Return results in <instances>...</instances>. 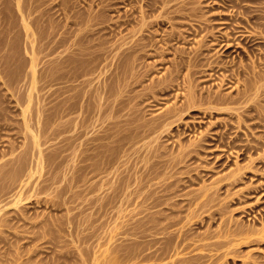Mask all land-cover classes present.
<instances>
[{"label":"rangeland","instance_id":"374dc122","mask_svg":"<svg viewBox=\"0 0 264 264\" xmlns=\"http://www.w3.org/2000/svg\"><path fill=\"white\" fill-rule=\"evenodd\" d=\"M167 1L0 0V264L168 263L176 258L172 253L163 255L161 262L143 261L139 255L144 240L154 238V229L142 238L138 227L148 211L140 201L151 191L167 195L157 207L162 208L160 216L170 214L171 208L175 211L159 227L179 219L169 230L184 224L188 239L194 237L192 243L221 245L181 257L203 254V264H264V0ZM76 37L85 41L79 43ZM73 42L77 45L72 47ZM123 49L140 51L124 58ZM197 49L204 52L197 66L177 65L179 56L185 60ZM94 50L100 56L95 58L99 69L88 62ZM61 51L84 56L77 72L91 69L90 76L77 79L71 65L60 68ZM170 75L172 84L161 91L163 79ZM108 77L118 79L111 81L101 100L96 96L99 90L89 94L91 86L83 83L92 78L96 85ZM249 83L262 85V93L236 96ZM191 89L198 94L194 108L179 111V121L170 124L169 119L155 130L153 122L172 108L184 107ZM209 91L230 102H209ZM116 98L125 99L124 105L115 103L117 109L124 108L119 113L111 111ZM232 98L238 101L232 103ZM135 125L145 130L134 134L130 127ZM113 129H121L120 137L133 135L128 143L106 141L117 162L105 172L103 158L84 150L93 144L92 135ZM181 150L185 158L175 164ZM94 158L100 170H80ZM130 173L137 179L128 177ZM225 176L232 177L218 186L216 181ZM113 182L121 184L115 191L110 188ZM168 183L173 186L165 193ZM204 187H211L208 204L187 203ZM249 230L262 231L248 238L237 235ZM166 235L159 236L160 244L172 242ZM148 242L152 247V240Z\"/></svg>","mask_w":264,"mask_h":264},{"label":"bare ground","instance_id":"6f19581e","mask_svg":"<svg viewBox=\"0 0 264 264\" xmlns=\"http://www.w3.org/2000/svg\"><path fill=\"white\" fill-rule=\"evenodd\" d=\"M168 1H170V0H168ZM168 1H167V3H168ZM165 5H166V2L164 3ZM168 5V4H167ZM149 7V6H148ZM149 24V23H148ZM142 25L144 26V23H142L141 24V27H142ZM146 25V24H145ZM140 29H142V28H140ZM139 29V30H140ZM249 33H251V32H249ZM85 36V35H84ZM178 36V35H177ZM85 37H83L82 39H84ZM88 38V37H87ZM222 38V37H221ZM66 39V38H65ZM76 39H77V37H76ZM76 39H75V41H76ZM79 39H81V37L79 38ZM81 39V40H82ZM67 40V39H66ZM78 40V39H77ZM80 40H78V42H79ZM83 41V40H82ZM82 41H80L79 43H81ZM85 41V40H84ZM83 41V42H84ZM224 41V40H223ZM64 42H65V40H64ZM66 42H68V41H66ZM87 42V41H86ZM150 42V41H149ZM229 42V41H228ZM231 42V41H230ZM74 43V45H72V44H70L72 47L73 46H75V45H77V42H76V44H75V42H73ZM78 43V44H79ZM64 44V43H63ZM67 44V43H66ZM88 44V43H87ZM151 44H152V42H151ZM230 44V43H229ZM80 45V44H79ZM78 45V46H79ZM147 45V44H146ZM145 45V46H146ZM231 45V44H230ZM63 46V45H62ZM68 46V45H67ZM77 46V47H78ZM133 46V45H132ZM151 46V45H150ZM76 47V48H77ZM85 47V46H84ZM68 48H70V47H68ZM117 48V47H116ZM201 48V47H200ZM74 49H75V47H74ZM73 49V50H74ZM86 49H87V47H86ZM89 49V48H88ZM118 49H119V47H118ZM130 49V48H129ZM141 49V48H140ZM64 50V49H63ZM65 50H67V49H65ZM70 50V49H69ZM82 50V49H81ZM80 50V53H83L82 51ZM98 50V49H97ZM138 50V52L140 51L139 49H137ZM137 50H134V51H131V53L133 54V55H136V51ZM75 51V50H74ZM79 51V50H78ZM84 51V50H83ZM89 51L90 50H88L87 51V53H89ZM95 51V50H94ZM123 51H125L124 49H123ZM62 52V51H61ZM66 53H68V51H65ZM65 52L63 53V55L65 54ZM98 52H99V50H98ZM71 53V52H70ZM76 53V52H75ZM80 53H76L75 55H70V54H68V55H70L71 57H67L68 55L66 54V56L64 55V57L62 58V60L60 61V68H61V66H63V67H68V66H70L71 65V67H72V69H74V71L72 72L73 73V77L74 76H76L77 77V79H78V77H80V79H81V75H83V76H86V75H89L90 73H91V69H90V71H87V70H85L84 72L83 71H81V73L80 74H78V72H77V70H80L79 68H81L80 66L81 65H79L80 63H81V57L83 58L84 56H86L87 54H85V53H83V55L84 56H81L80 58H78L79 56H80ZM97 52L95 51V52H90V55L91 56H93V58H91V57H89V60H88V62L91 64L92 63V65H93V67H94V69H96V67L98 68V66H99V64H100V62H98V61H96L95 60V58L97 57L98 58V54L99 53H97ZM106 53V52H105ZM130 52L129 53H127L126 51L125 52H122V54H120L121 56H123V55H127V57H128V55H130L131 54ZM204 52H203V50H201V49H197L196 51H195V54L191 57L190 56V58H187V57H185V58H187V59H185L184 60V58H183V56L181 57V56H179L180 57V60H179V62H178V64L177 65H183V64H187V65H191V66H193V65H195V66H197L199 63V61L201 62V59L202 58H200V55L202 56V54H203ZM73 54H74V52H73ZM109 54V53H108ZM116 54V53H115ZM139 54V53H138ZM62 55V54H61ZM98 55V56H97ZM120 55H119V57H120ZM133 55L132 56H130V58L131 57H133ZM74 56V57H73ZM103 56H105L104 54H103ZM117 56H118V54H117ZM138 56V55H137ZM140 56V55H139ZM88 57V56H87ZM100 57V56H99ZM107 57V56H106ZM124 57V56H123ZM61 58V57H60ZM59 58V59H60ZM96 58V59H97ZM103 58V57H102ZM118 58V57H117ZM121 58V57H120ZM125 58V57H124ZM129 58V59H130ZM135 58V57H134ZM86 59V58H85ZM91 59V60H90ZM99 59V58H98ZM104 59V58H103ZM106 59V58H105ZM119 59V58H118ZM179 59V58H178ZM133 60V59H132ZM203 60V59H202ZM78 61H80V62H78ZM84 61V60H83ZM97 63H96V62ZM104 61V60H103ZM118 61V60H117ZM120 61V60H119ZM217 61V60H216ZM218 62V61H217ZM221 62V61H220ZM34 63V62H33ZM58 63V62H57ZM102 63V62H101ZM126 63V62H125ZM175 63H176V61H175ZM198 63V64H197ZM213 63H214V61H213ZM222 63V62H221ZM59 64L57 65V66H59ZM119 64H120V62H119ZM119 64H118V66H119ZM218 64V63H217ZM55 65V64H54ZM86 65V64H85ZM89 65V64H88ZM95 65V66H94ZM122 65V64H121ZM110 66V65H109ZM117 66V65H116ZM184 66V65H183ZM220 66V65H219ZM101 67V66H100ZM108 67V66H107ZM114 67V66H113ZM121 67V66H120ZM212 67H214V66H212ZM85 68H87V67H85ZM115 68V67H114ZM134 68V67H133ZM136 68V67H135ZM198 68V67H197ZM71 69V70H72ZM99 69V68H98ZM117 69V68H116ZM115 69V70H116ZM253 69V68H252ZM70 70V71H71ZM83 70V69H82ZM111 70V69H110ZM112 70H113V68H112ZM119 70V69H118ZM125 70H126V68H125ZM70 71H66L65 73L67 74V73H69V74H67V76L68 75H70ZM106 71H108V70H106ZM120 71V70H119ZM250 71V70H249ZM64 72V71H63ZM93 72V71H92ZM111 72H113V71H111ZM251 72L254 74V75H256L255 74V70H251ZM64 73V74H65ZM94 73V72H93ZM116 73V72H115ZM119 73V72H118ZM117 73V74H118ZM123 73H124V71H123ZM123 73H121V74H123ZM126 73V72H125ZM196 73H198V71H194V72H192V74H196ZM65 74V75H66ZM116 74V75H117ZM120 74V73H119ZM191 74V75H192ZM248 74V73H247ZM109 75V74H108ZM130 75V74H129ZM71 76V77H72ZM82 76V77H83ZM90 76V75H89ZM110 76V75H109ZM113 76V75H112ZM126 76V75H125ZM172 75H170V77H167V78H165V79H163V87H162V90L161 91H163V90H167V88L170 86V83L172 84V81L174 80V78L173 77H171ZM70 77V78H71ZM115 77V76H114ZM85 78V77H84ZM98 78V77H97ZM96 78V79H97ZM79 79V80H80ZM83 79V78H82ZM99 79V78H98ZM118 79V78H117ZM116 79V80H117ZM126 79V78H125ZM69 80H71V79H69ZM79 80H78V82H79ZM116 80H113L114 81V83H115V81ZM112 79H111V77H108V78H106L105 80H101V82L100 83H98V84H94V79H92V78H87V79H85V81L83 82V83H86L88 86H91L90 87V89H88V93H89V91H90V93H92L93 91H96V90H99V92H98V95H96V96H100L98 99L99 100H101L102 99V97L101 96H104V94L106 95V93H107V91H108V89H109V86L111 87V85L113 84L112 82ZM110 83H112V84H110ZM191 83V82H190ZM258 83V82H257ZM257 83H249V84H247V85H245L244 87H243V89H240V90H238L237 91V95L236 96H243V97H248V96H258V94H261L262 92H261V90H262V85H260V84H257ZM94 85V86H93ZM80 86V85H79ZM82 86V85H81ZM123 86V85H122ZM76 87H77V85H76ZM192 87V86H191ZM195 87V86H194ZM81 88V87H80ZM125 88V87H124ZM129 87H127V89H128ZM152 88V87H151ZM161 88V87H160ZM112 89V88H111ZM63 90V89H62ZM73 90V89H72ZM189 90H190V88H189ZM194 90V89H193ZM66 91V90H65ZM110 91V90H109ZM108 91V92H109ZM85 92V91H84ZM127 92V91H126ZM209 92H211V93H208L207 95H205V96H209V98H208V101L209 102H217V103H221V102H230V100L228 101H225V100H223L222 98H220L219 96H222V95H220L219 93H216V92H212V91H209ZM78 93H80L79 91H78ZM77 93V94H78ZM87 93V94H88ZM89 93V94H90ZM112 93V92H111ZM199 93V92H198ZM81 94V93H80ZM79 94V95H80ZM88 94V95H89ZM68 95V94H67ZM86 95V94H85ZM84 95V96H85ZM87 95V96H88ZM92 95H93V93H92ZM92 95H89L90 97L92 96ZM128 95H130V94H128ZM204 95V94H203ZM69 96V95H68ZM188 99H187V101H186V103H184V107H180V110H178V111H176V109H171V110H169V111H167L166 113H164V114H162V115H160L158 118L160 119H158V121L159 122H157L156 121V119H154L156 122L154 123L153 122V127H154V129L156 130L157 128V130H159V127L163 124V127H164V123H166V121L168 120L169 121V119H171L170 120V124L171 123H176L177 122V120L179 121V119L180 118H182L181 117V114L179 113V111H190L191 109H193L194 108V104H195V102H194V96H198V94L197 93H195V91L194 92H192V89H191V91H189V93H188ZM227 96V95H226ZM229 96H232V95H229ZM76 98V97H75ZM89 98V97H88ZM93 98V97H92ZM131 98V97H130ZM224 98V97H223ZM82 99V98H81ZM85 99V98H84ZM86 99H87V97H86ZM117 100H115V102H114V106H115V103H116V105H120V104H123L124 103V101H125V99H119L118 100V98H116ZM65 99H63V101H64ZM77 100V99H76ZM75 100V101H76ZM88 100V102H90L91 100H89V99H87ZM93 100V99H92ZM96 100V99H95ZM94 100V101H95ZM105 100V99H104ZM130 100V99H129ZM66 101H68V99L66 100ZM86 101V100H85ZM238 100H237V98L235 99V98H232V100H231V102L233 103H235V102H237ZM65 102V101H64ZM70 102V101H69ZM127 103H128V101H126ZM76 103V102H75ZM97 103V102H96ZM106 103V102H105ZM108 103V102H107ZM130 103V102H129ZM64 104V103H63ZM79 104V103H78ZM84 104V103H83ZM83 104H80V105H83ZM86 105H87V103H85ZM98 104V103H97ZM89 105V104H88ZM99 105H100V103H99ZM98 105V106H99ZM111 105V104H110ZM124 105V104H123ZM122 105V106H123ZM109 106V105H108ZM108 106H107V109H105L104 111L106 112L107 110H108ZM90 107V106H89ZM119 107V106H118ZM67 108V107H66ZM82 108V107H81ZM110 108V107H109ZM64 109V108H63ZM94 109V108H93ZM103 109L104 108H102V111L101 110H99V111H101V112H103ZM120 109H124V108H119V109H117L116 108V106L114 107V108H111V111H114L115 113H119V111H120ZM248 109V108H247ZM91 110V109H90ZM89 110V111H90ZM83 111V110H82ZM88 111V110H87ZM95 111V110H94ZM97 111V110H96ZM111 111L109 112V114L111 113ZM124 111V110H123ZM122 111V112H123ZM68 113H69V111H67ZM85 112V111H84ZM105 112H103V113H105ZM121 112V111H120ZM106 113H108V112H106ZM182 113V112H181ZM86 114H87V112H86ZM95 114V113H94ZM131 114V113H130ZM89 115V114H88ZM91 115V114H90ZM93 115V114H92ZM108 115V114H107ZM113 115V114H112ZM115 115V114H114ZM100 116H102V115H100ZM88 117V116H87ZM87 117L85 118L86 119V122H87ZM92 117V116H91ZM95 117V116H94ZM107 117H109L110 118V116H107ZM113 118V117H112ZM85 119H84V122H85ZM97 119V118H96ZM101 119H103V118H101ZM115 119H117V118H115ZM114 119V120H115ZM91 120V119H90ZM98 120V119H97ZM113 120V121H114ZM124 120V119H123ZM81 121V120H80ZM92 121H93V119H92ZM91 121V122H92ZM120 119H119V121H117L116 120V122L118 123H120ZM165 121V122H164ZM84 122H83V124H84ZM89 122V121H88ZM99 122V121H98ZM102 122V121H101ZM127 122V121H126ZM125 122V123H126ZM133 122V121H132ZM131 122V123H132ZM150 122V121H149ZM63 123H65V122H63ZM111 123H113V122H111ZM115 123V122H114ZM122 123V122H121ZM120 123V124H121ZM125 123L123 122V126L125 125ZM130 123V124H131ZM152 123V122H151ZM89 124V123H88ZM91 124V123H90ZM95 124V123H94ZM128 124V123H127ZM126 124V125H127ZM142 124V123H141ZM140 124V125H141ZM146 124H147V122H146ZM70 125V124H69ZM80 125V124H79ZM122 125V124H121ZM125 125V126H126ZM132 125V124H131ZM137 126V125H135V126H131L130 127V129L132 130V131H134V134H135V131L137 132H139L143 127H145L144 125H141V126H143V127H141V126ZM168 125V123L165 125L166 127H165V129L168 127L167 126ZM64 126V125H63ZM67 126H68V124H67ZM78 126V125H77ZM87 126H89V125H87ZM75 127V126H74ZM84 127H85V125H84ZM90 127H91V125H90ZM108 127V126H107ZM110 127V126H109ZM116 127H117V125H116ZM120 127V126H119ZM66 128V127H65ZM81 128H83V127H81ZM113 128V127H112ZM115 128V127H114ZM120 128H122V126L120 127ZM128 128V127H127ZM141 128V129H140ZM150 128V127H149ZM117 129V128H116ZM124 129V128H123ZM129 129V128H128ZM127 129V130H128ZM144 129V128H143ZM154 129H152L151 128V130H154ZM163 129V128H162ZM67 130V129H66ZM110 130H111V128H110ZM114 130V129H113ZM126 130V129H125ZM145 130V129H144ZM150 130V131H151ZM64 131V130H63ZM82 131H84V130H82ZM130 131V130H129ZM129 131H128V133H129ZM160 131V130H159ZM146 132V131H145ZM149 132V131H148ZM154 132V131H153ZM156 132V131H155ZM101 133V132H100ZM99 133V134H100ZM103 133V132H102ZM120 133H122V131H121V129L119 130H114V131H110V132H108V131H105L104 132V134L102 135H99V136H94V138H93V135H92V143L93 144H91V146H89L88 148H86L84 151H87V153H88V155L90 154V155H94V156H96V158H97V156L99 157L100 156V158L102 159L103 158V160L105 161V164H104V168H105V172H106V170L108 171V170H110L109 168H107L106 169V167H110L111 169H112V166L114 165V164H116V162H117V159L116 158H113V157H111V153H110V149H107L106 148V146H107V143L108 142H106V141H109V142H111V141H123V143L126 141L127 143H128V141L126 140V139H128L129 138V135H133V134H129V135H126V133H125V135L124 136H119V134ZM132 133V132H131ZM140 133H142V132H140ZM139 133V134H140ZM161 133V132H160ZM96 134H98V133H96ZM124 134V133H123ZM122 134V135H123ZM138 134V133H137ZM136 134V135H137ZM144 135V134H143ZM140 136V135H139ZM120 137V138H119ZM137 137V136H136ZM135 137V138H136ZM66 138V137H65ZM138 138V137H137ZM130 140H131V137L129 138ZM134 139V138H133ZM130 140H129V142H130ZM66 141V140H65ZM86 141V140H85ZM83 142V141H82ZM66 143V142H65ZM84 143V142H83ZM112 143H114V142H112ZM68 144V143H67ZM110 144V143H109ZM115 144V143H114ZM119 144V143H118ZM117 144V145H118ZM121 144H122V142H121ZM81 145V144H80ZM79 145V146H80ZM126 145V144H125ZM68 146V145H67ZM111 146H112V144H111ZM120 147H122L121 145H119ZM86 147V146H85ZM118 147V146H117ZM116 147V148H117ZM124 147V146H123ZM65 148V147H64ZM109 148V147H108ZM60 149V148H59ZM114 149V148H113ZM118 149V148H117ZM119 150V149H118ZM122 150V149H121ZM81 151V150H80ZM84 151H82V152H84ZM185 150H181V152H182V154H181V156H177L178 157V159H177V162H175V164H178L179 162H181L182 161V158H185V154L183 153ZM118 152H120V151H118ZM124 152V151H123ZM126 152V151H125ZM75 153V152H74ZM81 153V152H80ZM87 153H85V154H87ZM109 153V154H108ZM84 154V153H83ZM115 154V153H114ZM120 154V153H119ZM126 154V153H125ZM129 154V153H128ZM76 155H77V153H76ZM81 155H82V153H81ZM89 155V156H90ZM113 155V154H112ZM116 155H118V153H116ZM94 156H92V158L94 157ZM126 156V155H125ZM85 157V156H84ZM105 157V158H104ZM128 157V156H127ZM147 157V156H146ZM81 158V157H80ZM91 158V159H92ZM96 158H94L95 159V161H94V159L91 161V159H90V161H91V163H88V164H82V166H80V170H86V171H98V170H100L99 169V167H97L96 166V163H98L99 161H97V159ZM120 158V157H119ZM86 159V158H85ZM89 159V158H88ZM143 159V158H142ZM175 159V158H174ZM173 159V160H174ZM175 159V160H176ZM83 160V159H82ZM102 160V161H103ZM144 160V159H143ZM80 161V160H79ZM101 161V162H102ZM103 161V162H104ZM84 162V161H83ZM82 162V163H83ZM87 162V161H86ZM85 163V162H84ZM155 163V162H154ZM77 164V163H76ZM117 164H119V163H117ZM121 164V163H120ZM101 165V164H100ZM99 165V166H100ZM103 165V164H102ZM156 165H157V163H156ZM115 166V165H114ZM158 166V165H157ZM156 166V167H157ZM173 166V165H172ZM250 166V165H249ZM249 166H246L247 168L249 167ZM117 167V166H116ZM136 167V166H135ZM114 168V167H113ZM122 168V167H121ZM132 168V167H131ZM158 168V167H157ZM135 169V168H134ZM152 169V168H151ZM154 169V168H153ZM159 169V168H158ZM103 170V169H102ZM114 170V169H113ZM116 170V169H115ZM115 170H114V172H115ZM127 170H128V168H127ZM132 170V169H131ZM150 170V169H149ZM111 171V170H110ZM120 171H121V169H120ZM120 171H119V173H120ZM122 171H124V170H122ZM148 171V170H147ZM154 171H156V170H154ZM78 172V171H77ZM80 172H82V171H80ZM109 172V171H108ZM143 172V171H142ZM83 174H82V177H83V175H84V172H82ZM98 173V172H97ZM100 173V172H99ZM99 173H98V175H99ZM118 173V174H119ZM137 173V172H136ZM141 173V172H140ZM144 173V172H143ZM151 173H153V172H151L150 171V173H147L146 172V174H144L143 176H141V177H143L142 178V180L143 179H145V178H147L149 175H151ZM156 173V172H155ZM93 174V173H92ZM115 174V173H114ZM125 174H127V173H125ZM131 174V176H128V177H132L133 178V176H132V174L133 173H130ZM106 175H107V173H106ZM123 175V174H122ZM134 175V174H133ZM87 176V175H86ZM86 176H84V178L86 177ZM91 176V175H90ZM89 176V177H90ZM120 176V175H119ZM138 176V175H137ZM233 176V175H232ZM232 176H230V177H232ZM88 177V176H87ZM93 177V176H92ZM116 177H117V175H116ZM126 176H123V177H121L122 179H124ZM140 177V176H139ZM230 177H227V176H225V177H222V178H219L217 181H216V183H217V185L219 186V185H222V184H224L226 181H228L229 179H230ZM75 178H77V177H75ZM96 178V177H95ZM115 178V177H114ZM131 178V179H132ZM137 179V177H136V174L134 175V179ZM79 179H81V178H79ZM93 179V178H92ZM122 179H120L119 178V180H122ZM130 179V180H131ZM133 179V180H134ZM139 179V178H138ZM141 179V178H140ZM139 179V180H140ZM152 179V178H151ZM77 180V179H76ZM86 180H87V178H86ZM86 180H84V181H86ZM110 180V179H109ZM116 180H118V179H116ZM115 180V181H116ZM118 180V181H119ZM129 180V179H128ZM129 180V181H130ZM138 180V181H139ZM141 180V181H142ZM99 181V180H98ZM124 181V180H123ZM136 181V180H135ZM149 182V181H148ZM147 182V183H148ZM151 182V181H150ZM79 183V182H78ZM91 183V182H90ZM97 183V182H96ZM108 183V182H107ZM118 183H121V181H119ZM118 183H116V182H113L112 184H111V189H113L112 191H115L116 189H118L119 187H120V185L122 184H120V185H118ZM131 183H132V180H131ZM142 183H145V182H142ZM80 184V183H79ZM99 184V183H98ZM106 184V183H105ZM124 184V183H123ZM127 184V183H126ZM129 184H130V182H129ZM129 184H127V185H129ZM134 184V183H133ZM150 184V183H149ZM152 184V183H151ZM166 184V183H165ZM169 184V185H168ZM167 184V186L166 187H163L164 189V192L166 191V190H169L170 189V187H172L173 185V183H168ZM81 185V184H80ZM132 185V184H131ZM136 185V184H135ZM140 184H138V186H139ZM172 185V186H171ZM213 186H216V184H212ZM92 186V185H91ZM94 186V185H93ZM104 186V185H103ZM124 186H125V184H124ZM130 186V185H129ZM129 186H127V188L129 187ZM143 186V185H142ZM145 186V185H144ZM163 186H165L164 184H163ZM217 186V187H218ZM100 187H101V185H100ZM135 187V186H134ZM69 188V187H68ZM74 188V187H73ZM72 188V189H73ZM95 188H97L96 186H95ZM102 188L103 187H101V189L100 190H102ZM124 188V187H123ZM130 188H131V186H130ZM132 188H133V186H132ZM209 188L211 189V187H204V189H202L201 190V192L198 194V195H195L194 197H191V199H187L188 200V202L187 203H190V204H198V205H206V204H208L209 203V195H208V191H210L209 190ZM76 189V188H75ZM78 189H79V187H78ZM93 190H94V188H92ZM104 189V188H103ZM106 189V188H105ZM125 189V188H124ZM142 189V187H138L136 190L137 191H139V190H141ZM68 190V189H67ZM88 190H90V189H88ZM144 190V189H143ZM146 190V189H145ZM149 190V189H148ZM154 190V189H153ZM91 191V190H90ZM99 191V190H98ZM97 191V192H98ZM120 191H121V189H120ZM123 191V190H122ZM131 192L133 191V190H130ZM137 191H135V192H137ZM170 192H171V190H169ZM63 192V191H62ZM68 192V191H67ZM79 192V191H78ZM96 192V191H95ZM102 192H105V191H102ZM125 192H126V190H125ZM152 192V191H151ZM150 192V193H151ZM64 193V192H63ZM84 193H86V191L84 192ZM83 193V194H84ZM117 193V192H116ZM127 193H128V191H127ZM143 193V192H142ZM148 194V195H146L145 194V199L143 198V200L142 201H140V203L143 205V206H145L146 207V211L148 210L149 211V209H155V210H153V212H145L146 214L144 215V217H140L141 219H140V221H139V225H138V227L140 228V230L142 231H140L142 234H141V236H142V238H147L148 236H151V231H150V233L148 234L147 233V231L149 230V229H154L153 231H152V236L154 237V238H152V239H150V237H149V239H146V240H144L145 241V245H143V246H145V248L144 249H142L141 247H139L140 249H142L141 251H140V258L143 260V261H146V260H151V259H157V258H159V260H160V258L161 257H163V255H166V256H168V255H170V253H172V255L171 256H176V258L175 259H170V262H168V263H163L164 261H165V259H164V257H163V261L162 260H160V262L162 261V263L161 264H203L202 262H199V260L203 257L204 258V256H203V254H196V255H192L191 257L189 256V257H181V255H183V254H187V253H190V252H193V251H196V250H198V252H199V250H209V251H211L214 247V245L215 246H217V247H219V246H221L220 245V243L219 244H217V242L216 243H201V244H198V243H192L191 242V240H194V239H192L191 237H193V236H191V237H189V239H188V237H187V233L185 234V230L186 229H183V228H185L186 226H184V224H183V226H182V224H181V227H177L176 229L175 228H173V230H169V228H171V227H174V226H176L177 224L179 225V219H178V222L176 221H172V222H170V224H169V226H167V225H161V227H159L160 226V223H161V220H163V219H165V218H168V216H171V213H173V212H175L172 208L170 209L171 210V212H170V214H167L168 212H166V215H165V213H164V215L163 216H160V215H162V214H159L160 212H162V208L160 209H157V207H159L160 205H162L163 204V202H165L164 200H165V198H164V196L166 195H156V192H153V193H151V194ZM159 193V192H158ZM166 193V192H165ZM60 194H62V193H60ZM81 194V193H80ZM99 194V193H98ZM103 194V193H102ZM160 194V193H159ZM170 194V193H169ZM210 194V193H209ZM119 195V194H118ZM139 195V194H138ZM100 196V195H99ZM115 196V195H114ZM129 196V195H128ZM132 196H133V194H132ZM167 196V195H166ZM209 196V197H208ZM97 197H98V195H97ZM106 197V196H105ZM108 197V196H107ZM130 197V196H129ZM169 197H170V195H169ZM100 198V197H99ZM114 198V197H113ZM120 198H121V196H120ZM132 198V197H131ZM164 198V199H163ZM172 198H174V197H172ZM102 199H104V197L102 198ZM118 199V198H117ZM116 199V200H117ZM123 199V198H122ZM128 199V198H127ZM127 199H125V201L127 200ZM100 200H101V198H100ZM112 200V199H111ZM169 200V199H168ZM2 201V200H1ZM128 201V200H127ZM171 201H172V199H171ZM108 202H109V198H108ZM138 202V201H137ZM136 201H135V203H137ZM101 203H102V201H101ZM104 203V202H103ZM125 203V202H124ZM127 203V202H126ZM169 203V202H168ZM171 203V202H170ZM169 203V204H170ZM108 204V203H107ZM111 204V203H110ZM123 204V203H122ZM174 204V203H173ZM173 204H171V205H173ZM97 205V204H96ZM112 205V204H111ZM97 206H99V205H97ZM103 206V205H102ZM174 206V205H173ZM94 207V206H93ZM100 207V206H99ZM104 207V206H103ZM167 208V207H166ZM95 209V208H94ZM96 209H98V208H96ZM101 209V208H100ZM166 210V209H165ZM169 210V209H168ZM93 211V210H92ZM100 211V210H99ZM98 210H97V212H99ZM140 211V210H139ZM163 211H164V209H163ZM165 212V211H164ZM177 212V211H176ZM96 213V212H95ZM101 214V213H100ZM158 214H159V217H158ZM199 215H200V211H199V213H198ZM96 215H97V213H96ZM156 217V221H154V224H151V222L153 221V218H154V216ZM157 215V216H156ZM97 216H100V215H97ZM140 216H141V214H140ZM195 216V215H194ZM174 217V216H173ZM7 218V217H6ZM101 218V217H100ZM137 218V217H136ZM151 218V219H150ZM170 218V217H169ZM168 218V219H169ZM175 218V217H174ZM183 218V217H182ZM181 218V219H182ZM187 218V217H186ZM190 218H192V217H190ZM10 220V219H9ZM135 220V219H134ZM152 220V221H151ZM154 220H155V218H154ZM100 221V220H99ZM168 221V220H167ZM184 221V220H183ZM136 222V221H135ZM182 222V221H181ZM180 222V223H181ZM153 223V222H152ZM163 223V222H162ZM186 223V222H185ZM168 224V223H167ZM187 224V223H186ZM189 225V224H188ZM136 228H137V226H135ZM130 228V227H129ZM133 229H134V227H133ZM125 230H127V229H125ZM135 230V229H134ZM138 230V229H137ZM130 231V230H129ZM187 231H189V230H187ZM262 230H257V231H240L239 233H237V235H239V236H242L243 238H245V237H247V235H251V234H256V233H260ZM124 232V231H123ZM127 232V231H126ZM131 233H134V232H132V231H130ZM189 233V232H188ZM168 236H167V235ZM235 234V233H234ZM128 235H130V234H128ZM136 235V234H135ZM134 235V236H135ZM138 235V234H137ZM136 235V236H137ZM164 236V238H165V235L167 236V237H170V239L172 240V242H171V240H170V242L171 243H169L168 241H169V238H168V243L169 244H167L166 242H164L165 244L164 245H162V244H160V240H161V237H159V236ZM132 236V235H131ZM197 236V235H196ZM208 237V236H207ZM190 238H191V240H190ZM194 238V237H193ZM203 238V237H202ZM205 238V237H204ZM203 238V239H204ZM212 238V237H211ZM248 238V237H247ZM199 239H201V238H199ZM206 239V238H205ZM204 239V240H205ZM149 240H152V247L150 246V248H149V246H147V243L149 244ZM166 241V240H165ZM200 240H198L197 242H199ZM147 242V243H146ZM201 242V241H200ZM222 243V242H221ZM158 244H160V245H158ZM222 245H223V243H222ZM225 245V244H224ZM147 246V247H146ZM223 247V246H222ZM215 249V248H214ZM121 250V249H120ZM124 249H122V251H123ZM220 250V249H219ZM215 251V250H214ZM217 251H218V248H217ZM139 252V251H138ZM194 253V252H193ZM205 253H207V252H205ZM210 253V252H209ZM218 253V252H217ZM168 254V255H167ZM216 255V254H215ZM218 256V255H217ZM126 257H128V256H126ZM169 257V256H168ZM206 257V256H205ZM212 257V256H211ZM215 257V256H214ZM213 257V258H214ZM209 258V257H208ZM128 259V258H127ZM167 259V258H166ZM206 259V258H205ZM129 260V259H128ZM141 260V261H142ZM158 260V259H157ZM142 261V262H143ZM153 262V261H152ZM148 263V262H147ZM156 264H158V263H156ZM160 264V263H159ZM205 264V263H204Z\"/></svg>","mask_w":264,"mask_h":264}]
</instances>
